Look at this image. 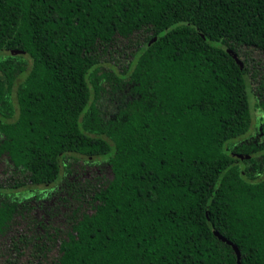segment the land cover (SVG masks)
<instances>
[{
  "label": "trees",
  "instance_id": "obj_1",
  "mask_svg": "<svg viewBox=\"0 0 264 264\" xmlns=\"http://www.w3.org/2000/svg\"><path fill=\"white\" fill-rule=\"evenodd\" d=\"M144 30L132 67L101 72L100 47ZM251 49L264 54V0H0V156L34 185L70 154L112 172L51 264H237L215 232L264 264ZM17 212L0 195V236Z\"/></svg>",
  "mask_w": 264,
  "mask_h": 264
},
{
  "label": "rangeland",
  "instance_id": "obj_2",
  "mask_svg": "<svg viewBox=\"0 0 264 264\" xmlns=\"http://www.w3.org/2000/svg\"><path fill=\"white\" fill-rule=\"evenodd\" d=\"M152 35V30L139 31L129 39L116 37L111 45L100 47L101 72L124 74ZM250 53L255 63L264 69V54L254 49ZM249 87L251 92L250 82ZM109 89L104 93L105 98L115 95L114 90ZM251 101L253 125L244 140L264 144V112L257 107L259 99L256 96L253 95ZM102 103L112 109L110 103ZM111 177L107 159L70 154L61 160V175L56 182L34 185L8 156H0L1 199L18 205L13 223L0 236V264H51L57 261L61 239L67 238L72 222L82 214L94 212L97 204L94 194L105 187Z\"/></svg>",
  "mask_w": 264,
  "mask_h": 264
},
{
  "label": "water",
  "instance_id": "obj_3",
  "mask_svg": "<svg viewBox=\"0 0 264 264\" xmlns=\"http://www.w3.org/2000/svg\"><path fill=\"white\" fill-rule=\"evenodd\" d=\"M10 54H12V52H10ZM236 59H237V62L238 63H241L240 60L237 58V56L235 55ZM215 235L220 239L222 240L223 242H226L228 243L229 245H231L236 253V256H237V264H242L241 262V259H242V256H241V252L239 250V248L233 244L231 241H229L227 238H225L224 236H222L219 232H215Z\"/></svg>",
  "mask_w": 264,
  "mask_h": 264
}]
</instances>
